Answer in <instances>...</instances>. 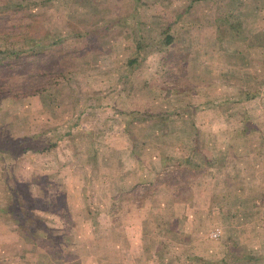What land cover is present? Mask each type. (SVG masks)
<instances>
[{"label":"rangeland","instance_id":"obj_1","mask_svg":"<svg viewBox=\"0 0 264 264\" xmlns=\"http://www.w3.org/2000/svg\"><path fill=\"white\" fill-rule=\"evenodd\" d=\"M4 205L0 264H264V0H0Z\"/></svg>","mask_w":264,"mask_h":264},{"label":"crops","instance_id":"obj_2","mask_svg":"<svg viewBox=\"0 0 264 264\" xmlns=\"http://www.w3.org/2000/svg\"><path fill=\"white\" fill-rule=\"evenodd\" d=\"M173 204L171 205V207H173L175 210L178 208V207H181V206H179V205H182V204H180L179 202H177L176 200L174 201V202H172ZM160 205H162V206H166L167 208H168V210H166V211H164V212H162L163 214H166V216H165V218H164V222H166V221H168V217H169V215L171 214V212L169 211V209H170V205L169 204H166V203H164V202H160L159 203ZM6 205H4V206H0V219H2V220H4V221H7V219L5 218V209H3L4 207H5ZM157 209H161V207H159L158 205H157ZM183 207V206H182ZM156 211V212H155ZM155 211H153V213L154 214H156V215H158V212H157V210H155ZM160 211V210H159ZM170 212V213H167V212ZM4 212V213H3ZM187 212V211H186ZM185 212V217L184 218H189L191 215L189 214V212H187L186 213ZM8 214H9V212H8ZM178 215V216H177ZM182 216V214H178L177 212H175V214H174V218H176V217H178V218H180ZM173 217V216H172ZM9 218H11V216H9ZM145 219H147V218H144L143 216L142 217H140V218H138V219H135V217L133 216V218H132V220H131V223L133 224V226L136 228V229H139V227L141 226V224L145 221ZM149 220H153L154 221V219H152V218H148ZM2 220H0V224H1V226H0V253H1V251H2V246L4 245L3 244V242L2 241H5L6 240V236H7V233H9L10 232V230H14L15 228L14 227H10V228H7L6 226H4V225H2L4 222L2 221ZM14 221L16 220V218H14L13 219ZM161 220V219H160ZM156 221L158 222L159 221V219H156ZM162 221V222H163ZM184 221V220H183ZM159 223V222H158ZM184 223H186V219H185V222ZM188 229V228H187ZM16 230V229H15ZM187 231H190L191 232V230L190 229H188ZM189 232V233H190ZM195 234L196 233H193L192 234V238H196L195 237ZM133 239H136L137 237H138V240L140 239V236H136V237H133V236H131ZM196 241L197 240H193V245H192V242H190L189 241V245L187 246V248L190 246V245H192V249H193V251H194V253H197V254H200L199 252H196V250H194V244L196 243ZM202 242H206V241H204V240H202ZM186 248V249H187ZM67 251V250H69V248L67 249V250H65L64 248H60V250L59 251ZM113 251V253H121V254H124V253H128L129 255H131L132 256V258H133V256H140V255H142L143 254V248H141V247H139L138 246V244L136 245V246H132V248L131 249H129V248H126V249H116V250H112ZM129 251V252H128ZM190 250H187V253H189V254H191V253H193V252H189ZM75 253H77V254H79V253H81L80 251H78V250H72V254L73 255H76ZM25 254V253H24ZM151 255H153V260H152V263L153 264H156V260H155V258H154V256L156 257V252L155 251H152V253H151ZM202 255V254H201ZM73 260H75V259H73ZM61 263V262H60Z\"/></svg>","mask_w":264,"mask_h":264},{"label":"trees","instance_id":"obj_3","mask_svg":"<svg viewBox=\"0 0 264 264\" xmlns=\"http://www.w3.org/2000/svg\"><path fill=\"white\" fill-rule=\"evenodd\" d=\"M172 40V37L169 35L168 36V38L165 40L166 41V43H168V42H170ZM131 62H135L136 61V57H134V58H132L131 60H130ZM52 144V143H51ZM51 144H49V145H51ZM48 148V146H45V145H39V147H35V149H36V151H40V150H43V149H47ZM34 149V148H33ZM3 209H5V211L8 213V212H10V213H12V211L11 210H9V208H8V206H5ZM29 213V212H28ZM28 215V214H27ZM29 216H30V214H29ZM24 217V216H21L20 214H15L14 213V218H16V222H18V223H21V224H24V223H28V219L29 218H33V219H35V217L34 216H30V217ZM39 218H36L35 219V221L37 222V220H38ZM30 221H32V220H30ZM34 224V223H33ZM38 224V223H37ZM32 228H33V225L31 226ZM27 229V228H26ZM40 229H41V232H40V236H49V237H51V238H53V236H51L52 234H51V228H49V227H47L46 226V228H45V226L44 227H42V226H40ZM29 230H32V229H30L29 228ZM55 241V240H54ZM59 244L61 245V244H63V243H61V242H59ZM67 245V243H64V247ZM65 249V248H64ZM68 249V248H67ZM64 251V250H63ZM61 251V253L60 254H57V257H53V255L51 256V258L52 259H54V261H57V262H61V261H65V260H67V255L68 254H72V251L70 250V248H69V250H67V251Z\"/></svg>","mask_w":264,"mask_h":264},{"label":"built area","instance_id":"obj_4","mask_svg":"<svg viewBox=\"0 0 264 264\" xmlns=\"http://www.w3.org/2000/svg\"><path fill=\"white\" fill-rule=\"evenodd\" d=\"M212 235H214V236L217 235V232H213Z\"/></svg>","mask_w":264,"mask_h":264}]
</instances>
